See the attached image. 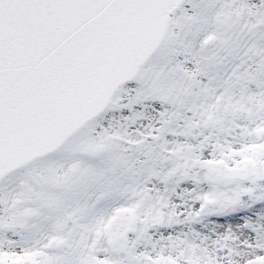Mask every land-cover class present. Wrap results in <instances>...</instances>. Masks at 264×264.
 <instances>
[{"label":"snow or ice","instance_id":"snow-or-ice-1","mask_svg":"<svg viewBox=\"0 0 264 264\" xmlns=\"http://www.w3.org/2000/svg\"><path fill=\"white\" fill-rule=\"evenodd\" d=\"M0 264H264V0H0Z\"/></svg>","mask_w":264,"mask_h":264}]
</instances>
